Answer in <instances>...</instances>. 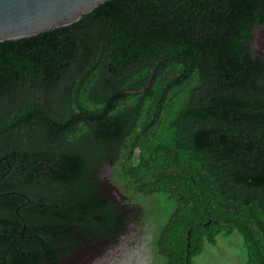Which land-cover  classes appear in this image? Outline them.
<instances>
[{
	"label": "trees",
	"instance_id": "16d2710c",
	"mask_svg": "<svg viewBox=\"0 0 264 264\" xmlns=\"http://www.w3.org/2000/svg\"><path fill=\"white\" fill-rule=\"evenodd\" d=\"M263 26L264 0H105L0 41V192L75 233L112 232L130 207L157 223L162 264L235 231L243 264H264ZM21 202L0 198V226Z\"/></svg>",
	"mask_w": 264,
	"mask_h": 264
},
{
	"label": "flooded vegetation",
	"instance_id": "af4514ba",
	"mask_svg": "<svg viewBox=\"0 0 264 264\" xmlns=\"http://www.w3.org/2000/svg\"><path fill=\"white\" fill-rule=\"evenodd\" d=\"M1 158L0 160H2ZM110 168L109 173L111 174ZM111 178V177H110ZM119 187V186H118ZM120 189V187H119ZM123 195L125 192L120 189ZM13 195V199L22 200L16 205L15 219L13 222L4 221V225L0 226V264H36L35 257L41 258V264H93L99 262L100 256L89 254L88 261L81 262L79 259V249H93L103 246L113 245L116 247L115 251H111V259L114 264H162L158 259L156 252V233L158 231L157 223L149 218H142L139 215L137 219L130 220L129 214L130 207L126 208L119 214V218L126 221L125 225H119L112 232L107 231L102 233L92 232L87 230L76 231L75 226L68 223L58 222L56 228H52L49 222L48 228L35 223L33 217L28 219L23 212L24 208H30L31 202L34 200L30 196L18 189L12 191L0 192L1 199H8ZM126 197V196H125ZM127 198V197H126ZM132 199V196H128ZM27 199V202L23 200ZM123 200V199H122ZM46 203L36 204L44 206ZM131 202L126 203V205ZM147 201L143 205H148ZM150 208H147L149 210ZM45 215V214H42ZM127 217H126V216ZM136 227L137 235L132 238L126 237L130 229ZM53 239L57 245V251L53 252L51 249L50 240ZM122 240L124 246L129 247L124 252L118 250L120 248L117 243ZM56 254L55 260L52 259V254Z\"/></svg>",
	"mask_w": 264,
	"mask_h": 264
},
{
	"label": "water",
	"instance_id": "95a60500",
	"mask_svg": "<svg viewBox=\"0 0 264 264\" xmlns=\"http://www.w3.org/2000/svg\"><path fill=\"white\" fill-rule=\"evenodd\" d=\"M103 1L105 0H0V41L72 23ZM109 181L113 184L109 189L110 195L119 200L124 199L125 195L116 181L113 178H109Z\"/></svg>",
	"mask_w": 264,
	"mask_h": 264
},
{
	"label": "rangeland",
	"instance_id": "374dc122",
	"mask_svg": "<svg viewBox=\"0 0 264 264\" xmlns=\"http://www.w3.org/2000/svg\"><path fill=\"white\" fill-rule=\"evenodd\" d=\"M255 45L264 48V26L257 29ZM106 175H109V171H107ZM107 185L108 189H111L113 186V184L110 183L109 178H107ZM128 234L129 235L126 237L129 238L136 236V227L133 226ZM120 241V243H117V245L120 246L118 250L125 251L126 249H129L130 245L126 247L124 246L123 241ZM115 250L116 247L113 245L111 247L110 245L107 247L105 246V248L103 246L95 248L94 246L93 249H87V247H85L84 249H79L78 257L83 263L85 262L84 259H88L87 256H89L90 253L92 255L93 252H95L93 255L100 256L101 259H98L99 262H94L93 264H114L115 261L111 259L112 254L110 252ZM246 260L247 250L243 236L238 231H235L231 235L219 234L216 237L215 243L207 242L203 252L194 258V264H243ZM85 264L87 263L85 262Z\"/></svg>",
	"mask_w": 264,
	"mask_h": 264
}]
</instances>
